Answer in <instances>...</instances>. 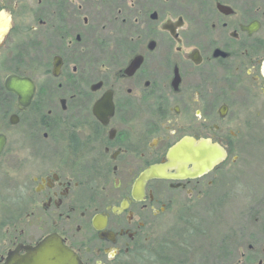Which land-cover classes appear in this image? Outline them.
I'll return each instance as SVG.
<instances>
[{
	"label": "flooded vegetation",
	"instance_id": "af4514ba",
	"mask_svg": "<svg viewBox=\"0 0 264 264\" xmlns=\"http://www.w3.org/2000/svg\"><path fill=\"white\" fill-rule=\"evenodd\" d=\"M262 98L264 0H0V264H159L163 224L249 191Z\"/></svg>",
	"mask_w": 264,
	"mask_h": 264
},
{
	"label": "rangeland",
	"instance_id": "374dc122",
	"mask_svg": "<svg viewBox=\"0 0 264 264\" xmlns=\"http://www.w3.org/2000/svg\"><path fill=\"white\" fill-rule=\"evenodd\" d=\"M258 104L263 108L264 98ZM262 114L248 128L246 143L241 144V160L236 165L245 170L247 180L240 184L246 183L249 191L242 184L236 190V200L216 208L212 214L206 206L193 208L191 214L195 219L185 223L184 229L173 220L163 224L154 244L159 250V255L154 254L159 264H258L263 260L264 110ZM1 179L0 173V203L9 195ZM4 213L0 204V221ZM1 226L0 223V237Z\"/></svg>",
	"mask_w": 264,
	"mask_h": 264
},
{
	"label": "water",
	"instance_id": "95a60500",
	"mask_svg": "<svg viewBox=\"0 0 264 264\" xmlns=\"http://www.w3.org/2000/svg\"><path fill=\"white\" fill-rule=\"evenodd\" d=\"M28 254L30 260L28 262L17 260L6 264H69L67 260V251L59 242L45 240ZM46 249H51L50 253H46ZM57 249V250H56ZM55 251V252H54ZM48 259L49 261H45Z\"/></svg>",
	"mask_w": 264,
	"mask_h": 264
}]
</instances>
